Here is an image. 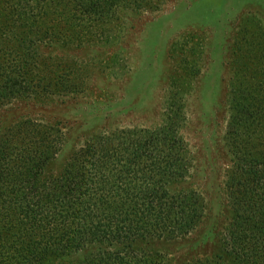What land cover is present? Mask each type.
I'll return each instance as SVG.
<instances>
[{
	"label": "rangeland",
	"instance_id": "rangeland-1",
	"mask_svg": "<svg viewBox=\"0 0 264 264\" xmlns=\"http://www.w3.org/2000/svg\"><path fill=\"white\" fill-rule=\"evenodd\" d=\"M12 1L28 9L13 16L0 0V158L30 163L56 153L65 160L90 135L161 128L176 103L188 173L169 189L198 193L208 216L181 252L189 259L206 253L198 246L202 234L217 246L233 214L225 186L233 165L228 125L242 110L247 123L256 120L249 104L264 109V0H136L147 9L121 4L91 18L78 1L57 0L53 8L75 9L57 17L28 13L42 0ZM244 35L255 52L263 45L259 59L236 49ZM87 114L107 120L88 122L83 135ZM32 131L41 134L30 138ZM253 139L264 150V136ZM166 253L178 255L174 247Z\"/></svg>",
	"mask_w": 264,
	"mask_h": 264
},
{
	"label": "trees",
	"instance_id": "trees-1",
	"mask_svg": "<svg viewBox=\"0 0 264 264\" xmlns=\"http://www.w3.org/2000/svg\"><path fill=\"white\" fill-rule=\"evenodd\" d=\"M70 1L82 4L90 18L109 16L121 4L136 13L147 9L136 0ZM58 4L42 0L28 13L57 17L75 10L67 5L55 9ZM25 6L7 0L2 10L14 16L19 10L27 13ZM250 44L244 35L235 45L247 50L251 60L259 59L263 45L258 54ZM259 88L264 89V82ZM236 94L243 101L241 90ZM174 96L172 92L170 99ZM171 105L161 128L126 129L110 138L86 135L87 144L65 160L56 159V153L26 159L30 163L0 158L5 160L0 163V264H264V150L253 139L264 136V126L255 125L264 119L262 104H249L251 116L258 117L252 123L242 110L228 125L233 165L225 186L233 214L217 246L206 244L210 236L202 234L198 246L206 245V253L190 259L181 244L199 233L208 216L198 193L169 189L188 173L182 154L187 149L177 134L180 115L176 103ZM103 118L82 115L81 133L88 122L107 120ZM32 132L30 138L41 134ZM59 167V175L50 173ZM171 247L178 255L166 253Z\"/></svg>",
	"mask_w": 264,
	"mask_h": 264
}]
</instances>
